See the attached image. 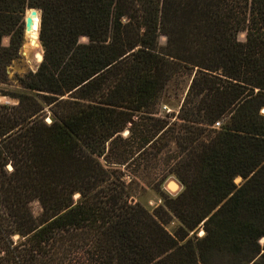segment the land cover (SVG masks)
I'll return each instance as SVG.
<instances>
[{
	"label": "trees",
	"instance_id": "16d2710c",
	"mask_svg": "<svg viewBox=\"0 0 264 264\" xmlns=\"http://www.w3.org/2000/svg\"><path fill=\"white\" fill-rule=\"evenodd\" d=\"M27 8L44 60L1 93L0 264H264V0H0L6 88ZM162 165L183 189L150 212L135 188Z\"/></svg>",
	"mask_w": 264,
	"mask_h": 264
},
{
	"label": "rangeland",
	"instance_id": "374dc122",
	"mask_svg": "<svg viewBox=\"0 0 264 264\" xmlns=\"http://www.w3.org/2000/svg\"><path fill=\"white\" fill-rule=\"evenodd\" d=\"M27 10V9H26ZM22 14L21 18L18 21V25L16 28L15 33V39L18 43H20V50L18 57L14 59L10 66L8 67V78L10 81V87L0 85V104H17V100L13 99L9 96H3L1 93H10L18 89L17 84V77L24 76L28 72H30L31 65H36L32 62V57H30L27 54V38L24 31V16L25 12ZM39 36H40V29H39ZM239 40L245 41V33L239 34ZM11 42V36H5L2 39V45L3 46H9ZM81 43H87L88 40L85 37H82L80 39ZM161 44H165L166 39L165 37H161L160 39ZM39 51H43V47L40 41L39 44ZM41 54V53H40ZM39 63V62H38ZM191 80V73L189 71H183L180 74H178L173 82L171 83L169 90L167 91L166 95L163 97L161 106L159 107V115L162 117H165L166 115H174L172 116V121L176 119V116L179 112L180 105L182 103V99L185 95V92L187 90V87ZM219 125H216L218 127ZM159 159V165L160 163H164L168 159V155H162L158 157ZM170 169H168L167 166L162 167L158 170H155V168L148 167L143 171V174L141 175V185L144 186V189L141 190L140 187H136V192L138 193L137 199L141 202L143 206H145L150 212H154L159 207H161L167 198H175L183 189L181 183L177 180L175 176H172L170 174ZM169 175L166 180L163 183L159 184H153L149 185L150 178H155L156 176H162ZM143 177V178H142ZM241 178H237L235 180V183L239 185L241 183ZM172 184V185H171ZM174 185V187H172ZM32 210L35 215H38L40 213V207L37 203H34L32 205ZM167 211V210H165ZM179 223L175 219H171V221L168 222L166 225V229L172 233L175 232V230L178 228ZM197 236L201 237L204 234L203 227L200 225L196 231ZM260 245L264 246V239L260 240ZM244 258H227L223 256H217L212 260V264H242ZM241 261V262H240Z\"/></svg>",
	"mask_w": 264,
	"mask_h": 264
},
{
	"label": "bare ground",
	"instance_id": "6f19581e",
	"mask_svg": "<svg viewBox=\"0 0 264 264\" xmlns=\"http://www.w3.org/2000/svg\"><path fill=\"white\" fill-rule=\"evenodd\" d=\"M27 38V54L32 57L34 64L40 62L41 54L39 51V17L38 15L32 17L31 28L26 32ZM172 185V184H171ZM174 187V185L172 186Z\"/></svg>",
	"mask_w": 264,
	"mask_h": 264
},
{
	"label": "water",
	"instance_id": "95a60500",
	"mask_svg": "<svg viewBox=\"0 0 264 264\" xmlns=\"http://www.w3.org/2000/svg\"><path fill=\"white\" fill-rule=\"evenodd\" d=\"M36 15H38V17H39V29H40V24H41V12H40V10L36 9V8H27V10L25 12V16H24V27H25L24 31H25V34L31 28L32 17L36 16ZM39 41H40V36H39ZM40 53H41V60L36 65H31L30 71H32V72H36L38 70L40 64L44 60V51H42Z\"/></svg>",
	"mask_w": 264,
	"mask_h": 264
},
{
	"label": "built area",
	"instance_id": "2783aa9c",
	"mask_svg": "<svg viewBox=\"0 0 264 264\" xmlns=\"http://www.w3.org/2000/svg\"><path fill=\"white\" fill-rule=\"evenodd\" d=\"M216 125H218V124H216Z\"/></svg>",
	"mask_w": 264,
	"mask_h": 264
}]
</instances>
